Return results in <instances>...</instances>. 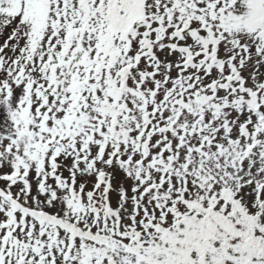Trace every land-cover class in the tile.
Returning a JSON list of instances; mask_svg holds the SVG:
<instances>
[{"label": "snow or ice", "instance_id": "snow-or-ice-1", "mask_svg": "<svg viewBox=\"0 0 264 264\" xmlns=\"http://www.w3.org/2000/svg\"><path fill=\"white\" fill-rule=\"evenodd\" d=\"M0 264H264V0H0Z\"/></svg>", "mask_w": 264, "mask_h": 264}]
</instances>
